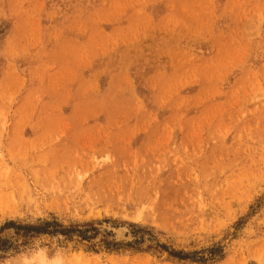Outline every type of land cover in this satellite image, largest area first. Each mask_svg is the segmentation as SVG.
I'll return each mask as SVG.
<instances>
[{"label": "rangeland", "instance_id": "374dc122", "mask_svg": "<svg viewBox=\"0 0 264 264\" xmlns=\"http://www.w3.org/2000/svg\"><path fill=\"white\" fill-rule=\"evenodd\" d=\"M0 264H264V0H0Z\"/></svg>", "mask_w": 264, "mask_h": 264}, {"label": "trees", "instance_id": "16d2710c", "mask_svg": "<svg viewBox=\"0 0 264 264\" xmlns=\"http://www.w3.org/2000/svg\"><path fill=\"white\" fill-rule=\"evenodd\" d=\"M52 225H56L54 221H42L37 225H31V226H21V225H16L12 221H8L4 223L3 227L8 228V227H16V228H25L26 230H33L36 233H42V232H50L49 227ZM68 232V229L63 227L60 231L61 234H66Z\"/></svg>", "mask_w": 264, "mask_h": 264}, {"label": "bare ground", "instance_id": "6f19581e", "mask_svg": "<svg viewBox=\"0 0 264 264\" xmlns=\"http://www.w3.org/2000/svg\"><path fill=\"white\" fill-rule=\"evenodd\" d=\"M121 229V228H120Z\"/></svg>", "mask_w": 264, "mask_h": 264}]
</instances>
